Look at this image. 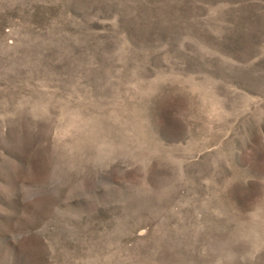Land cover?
<instances>
[{"label": "rangeland", "instance_id": "1", "mask_svg": "<svg viewBox=\"0 0 264 264\" xmlns=\"http://www.w3.org/2000/svg\"><path fill=\"white\" fill-rule=\"evenodd\" d=\"M0 264H264V0H0Z\"/></svg>", "mask_w": 264, "mask_h": 264}]
</instances>
